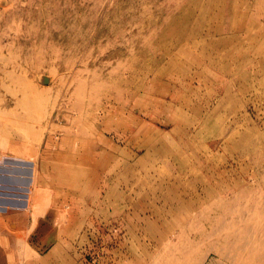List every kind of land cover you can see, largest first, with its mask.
I'll return each mask as SVG.
<instances>
[{"label": "rangeland", "instance_id": "1", "mask_svg": "<svg viewBox=\"0 0 264 264\" xmlns=\"http://www.w3.org/2000/svg\"><path fill=\"white\" fill-rule=\"evenodd\" d=\"M0 264H264V0H0Z\"/></svg>", "mask_w": 264, "mask_h": 264}]
</instances>
